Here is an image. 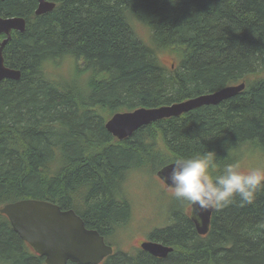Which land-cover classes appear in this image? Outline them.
Segmentation results:
<instances>
[{
  "label": "trees",
  "instance_id": "trees-1",
  "mask_svg": "<svg viewBox=\"0 0 264 264\" xmlns=\"http://www.w3.org/2000/svg\"><path fill=\"white\" fill-rule=\"evenodd\" d=\"M51 1L54 9L38 15L37 0H0L1 16L27 22L3 48L5 65L20 77L0 82V209L43 199L75 208L87 228L109 238L130 217L120 194L127 171L156 174L207 150L217 153L219 170L248 143L264 152V0ZM133 19L150 29L153 44L138 37ZM156 48L173 49L178 65L161 64ZM66 57L80 62L83 77L58 83L46 69ZM241 82V92L218 104L141 126L123 140L105 125L112 113ZM181 208L152 235L173 247L165 259L118 251L101 264H264V191L251 204L237 197L215 209L205 235ZM0 264H46L1 212Z\"/></svg>",
  "mask_w": 264,
  "mask_h": 264
},
{
  "label": "water",
  "instance_id": "water-1",
  "mask_svg": "<svg viewBox=\"0 0 264 264\" xmlns=\"http://www.w3.org/2000/svg\"><path fill=\"white\" fill-rule=\"evenodd\" d=\"M2 1V0H1ZM35 13L40 15L54 9L56 3L51 0H37ZM26 20L22 16L0 15V82L5 78L18 79L20 71L4 63L3 48L11 37L12 30L23 32ZM245 88L242 82L225 86L219 90L203 93L185 100L156 107H139L132 111L115 113L106 122V128L115 137L123 140L139 127L151 124L163 118L181 116L202 105L218 104L236 95ZM174 163L161 168L157 174L170 186L167 176ZM192 219L198 234L209 231L212 213L215 209L201 212L192 205ZM0 212L5 214L13 229L26 241L36 253L45 258L46 264H100L113 254L112 245L106 243L104 236L97 229H89L84 220L73 209L62 210L52 202L26 198L5 204ZM143 249L155 256H165L173 247L160 242L145 241Z\"/></svg>",
  "mask_w": 264,
  "mask_h": 264
},
{
  "label": "rangeland",
  "instance_id": "rangeland-1",
  "mask_svg": "<svg viewBox=\"0 0 264 264\" xmlns=\"http://www.w3.org/2000/svg\"><path fill=\"white\" fill-rule=\"evenodd\" d=\"M132 26L138 37L147 45H151L150 29L134 19ZM155 54L158 61L166 67H175L180 60L173 49L156 48ZM78 66L80 68V62L77 64L74 60L66 57L48 66L46 72L58 83L61 81L68 83L75 81L80 76L83 77L81 73H78ZM255 146L253 143H248L238 150L236 162H239L242 168L264 167V152ZM122 178L120 194L129 201L131 213L129 219L116 225L112 234L109 235L110 237L106 238V242L112 244L115 252H127L132 249L139 240L147 237L152 228H166L170 219L174 218L173 213L181 208L180 201L173 197L170 188L156 174L147 170L131 169L123 174ZM76 206L82 207L79 200L76 201ZM182 208L183 212L189 214L191 205L184 202Z\"/></svg>",
  "mask_w": 264,
  "mask_h": 264
},
{
  "label": "clouds",
  "instance_id": "clouds-1",
  "mask_svg": "<svg viewBox=\"0 0 264 264\" xmlns=\"http://www.w3.org/2000/svg\"><path fill=\"white\" fill-rule=\"evenodd\" d=\"M176 5L179 0H170ZM215 151L177 158L167 181L176 200L187 202L201 212L219 210L233 203L251 204L264 191V167L242 168L239 162L218 166Z\"/></svg>",
  "mask_w": 264,
  "mask_h": 264
},
{
  "label": "flooded vegetation",
  "instance_id": "flooded-vegetation-1",
  "mask_svg": "<svg viewBox=\"0 0 264 264\" xmlns=\"http://www.w3.org/2000/svg\"><path fill=\"white\" fill-rule=\"evenodd\" d=\"M168 188H170V187L168 186ZM68 209H71V208H68ZM72 209L75 210V208H73V207H72ZM81 217H82V216H81ZM186 217L191 221L192 225L194 226V228H195V230H196L195 222H194V220L192 219V216H190V213H189L188 216H186ZM172 223H173V221H172V218H171V219H170V223L167 225V227H168V226H171ZM167 227H166V228H167ZM164 229H165V228H164ZM157 230H161V228H159V227H157L156 229H155V228H152V231H149V232H148L146 238H144L143 240H139L138 243H137L136 245H134L132 249L129 248L130 250H128L127 252H125V253L127 254V257H128V258H131V259H135V258L138 257L139 253H141V252H145L146 254L150 255L152 258H154V259H156V260H162V259H165V258L170 254V252H173V251H170V252H168L167 255H165V256H155V255H153L152 253H150V252H148V251H146L145 249L142 248V243H143L144 241H154V242H160V243H163V242L160 241V240H155V238H153V236H152L153 233H154L155 231H157ZM196 231H197V230H196ZM163 244H165V243H163ZM165 245H167V244H165ZM167 246H168V245H167ZM170 247H172V246H170ZM132 250H134V251H133V252H130V251H132Z\"/></svg>",
  "mask_w": 264,
  "mask_h": 264
}]
</instances>
